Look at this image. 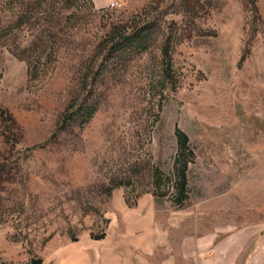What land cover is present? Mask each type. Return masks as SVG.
Segmentation results:
<instances>
[{"label": "rangeland", "instance_id": "rangeland-1", "mask_svg": "<svg viewBox=\"0 0 264 264\" xmlns=\"http://www.w3.org/2000/svg\"><path fill=\"white\" fill-rule=\"evenodd\" d=\"M120 1L0 0V264H101L115 243L142 264H264V0ZM135 27L147 49L116 58L110 32ZM89 96V122L66 119ZM177 129L182 207L153 184Z\"/></svg>", "mask_w": 264, "mask_h": 264}, {"label": "trees", "instance_id": "trees-1", "mask_svg": "<svg viewBox=\"0 0 264 264\" xmlns=\"http://www.w3.org/2000/svg\"><path fill=\"white\" fill-rule=\"evenodd\" d=\"M120 29H113L110 32V36L113 38L114 46L112 49L113 53L117 54L116 58H119L120 52L125 51L127 48H142L147 49V44H149L150 33L154 31L153 28L143 27L131 28L127 32L120 33ZM165 61L169 58V50H164ZM170 68V67H169ZM90 76V75H89ZM100 76V71L93 69L89 81L93 80L95 83L97 78ZM88 81V82H89ZM89 86V85H88ZM84 100L85 97H81L80 102H73L70 107L67 108L65 112L66 119L69 121H75L77 119L83 120L84 122H89V120L94 116V113L97 107L94 104L93 100ZM89 101V105H86ZM67 121V122H69ZM177 142H178V153L174 163V172L173 175H166L160 168H155L153 173V184L156 190V195L158 198H163L164 190L167 185L173 184L175 188L174 193V204L178 207L184 206L185 202L188 200L189 196V166L195 158V154L191 145L189 144L188 138L178 129L176 130ZM100 238H104L103 236ZM40 259L32 261V264H41Z\"/></svg>", "mask_w": 264, "mask_h": 264}, {"label": "crops", "instance_id": "crops-1", "mask_svg": "<svg viewBox=\"0 0 264 264\" xmlns=\"http://www.w3.org/2000/svg\"><path fill=\"white\" fill-rule=\"evenodd\" d=\"M111 1L113 0H93V3L95 5L96 8H103L106 6H109V4L111 3ZM126 2H129L130 0H125ZM128 4V3H127ZM124 242H126L125 240H121L120 241V245H124ZM118 244L115 243V247ZM113 248L111 251H109V253H107L106 255L104 254L103 256H99V263L101 264H137L138 262H141L140 260H138L134 253L131 252V250L128 249H116ZM217 250V248H215ZM200 251L198 250L196 254H188V253H184L182 251V253H178L176 255H172L173 258L169 259V257H167L165 254L164 256L161 255L160 259H154L153 261H151V264H208V263H203L201 261V257H200ZM220 255H218L219 257ZM260 258V261H263V255H258ZM163 257V258H162ZM67 259L71 260L68 261ZM156 263H153V262ZM61 262V261H60ZM60 264H84L78 261H73V257L72 256H68L64 259V262H61ZM142 264V262L140 263ZM248 264H250V262L248 261Z\"/></svg>", "mask_w": 264, "mask_h": 264}, {"label": "built area", "instance_id": "built-area-1", "mask_svg": "<svg viewBox=\"0 0 264 264\" xmlns=\"http://www.w3.org/2000/svg\"><path fill=\"white\" fill-rule=\"evenodd\" d=\"M123 2L120 0H113L111 1V3L109 4L110 8H121L122 7Z\"/></svg>", "mask_w": 264, "mask_h": 264}]
</instances>
